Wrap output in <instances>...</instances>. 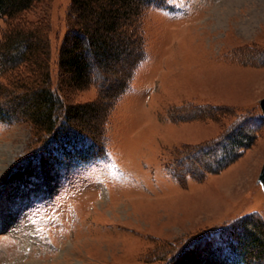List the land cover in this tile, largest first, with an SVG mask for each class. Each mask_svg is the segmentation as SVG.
<instances>
[{
    "label": "rangeland",
    "instance_id": "obj_1",
    "mask_svg": "<svg viewBox=\"0 0 264 264\" xmlns=\"http://www.w3.org/2000/svg\"><path fill=\"white\" fill-rule=\"evenodd\" d=\"M72 2L44 1L25 18L48 21L53 89L68 105L90 104L96 85L73 90L62 82L59 51L78 17ZM169 4L145 12L146 56L125 93L106 105V121L81 116L100 132L102 157L85 163L57 146L41 149L46 137L36 136L32 113L6 105L18 116L0 121V264H243L233 253L235 231L248 217L264 225V0ZM119 51L114 86L136 52ZM24 70L31 71L23 66L19 76L28 77ZM13 74L0 68L2 100L24 93ZM248 123L253 142L224 170L204 174L186 159L195 153L204 164L211 156L199 148ZM41 168L42 181L33 183ZM215 229H225L227 252L211 242L193 246ZM255 255L250 261L264 264Z\"/></svg>",
    "mask_w": 264,
    "mask_h": 264
},
{
    "label": "trees",
    "instance_id": "obj_2",
    "mask_svg": "<svg viewBox=\"0 0 264 264\" xmlns=\"http://www.w3.org/2000/svg\"><path fill=\"white\" fill-rule=\"evenodd\" d=\"M44 1L47 0H0V23L6 27L1 32L0 68L14 73V84L24 92L15 97L9 91L5 92L6 101L0 97V121L14 122L17 119L18 114L6 107L9 102L23 105L26 113H32L30 120L35 126L36 136L46 137L41 149L57 146L67 159L86 163L93 157L103 156L105 142L101 140L98 129L94 130L91 124H80L81 116L89 114L95 120L99 118L101 122L106 121V105L110 103L112 96L125 93L146 56V40L142 30L145 12L153 6L168 8L170 0H72V7L78 17L75 22L68 24L69 33L59 51L62 82L73 90L89 89L93 85L99 90L96 101L77 105L66 104L59 94L61 90L53 89L49 68L51 49L47 19L29 22L25 18V14L33 12ZM90 19H94L93 25L88 24L87 20ZM134 49L135 57L127 68L128 73H117L115 80H119L118 86L110 85L113 77L112 60L116 59L117 50L132 52ZM23 66L31 69L24 70L28 77L19 76ZM1 91L0 87V93ZM106 96L109 97L108 100L105 99ZM99 111L101 114L97 116ZM253 130L251 127L249 129L248 123L243 129L240 127L236 135L228 134L215 144L199 148V155L207 158L208 155L211 156L204 164H201V157L197 160L195 153L187 152L190 158L187 156L186 159L193 158L194 164L199 162V166H204V174L222 171L238 158L239 150L251 145ZM33 154L37 156L36 152ZM192 163L193 161L188 163L190 168L194 167ZM203 173L196 179H202ZM254 220L255 218L248 217L241 224L240 231H235L237 241H234L236 245L233 246V253L243 264H254V260L249 259V255H255L254 248L257 249L254 258H264V225Z\"/></svg>",
    "mask_w": 264,
    "mask_h": 264
},
{
    "label": "snow or ice",
    "instance_id": "obj_3",
    "mask_svg": "<svg viewBox=\"0 0 264 264\" xmlns=\"http://www.w3.org/2000/svg\"><path fill=\"white\" fill-rule=\"evenodd\" d=\"M57 156L63 157V153L58 151L56 153ZM43 179V171L42 168L38 169L36 172L33 173L32 182L33 183H40ZM225 229H215L212 232L204 233L200 240L194 241L193 246L202 245L207 242H211L213 247L222 248L225 252L228 251L226 237L224 236Z\"/></svg>",
    "mask_w": 264,
    "mask_h": 264
},
{
    "label": "water",
    "instance_id": "obj_4",
    "mask_svg": "<svg viewBox=\"0 0 264 264\" xmlns=\"http://www.w3.org/2000/svg\"><path fill=\"white\" fill-rule=\"evenodd\" d=\"M259 106H260L261 112H262L263 117H264V98L260 100ZM258 183L261 185V187L264 191V164H263L262 170L260 172V175L258 177Z\"/></svg>",
    "mask_w": 264,
    "mask_h": 264
},
{
    "label": "bare ground",
    "instance_id": "obj_5",
    "mask_svg": "<svg viewBox=\"0 0 264 264\" xmlns=\"http://www.w3.org/2000/svg\"><path fill=\"white\" fill-rule=\"evenodd\" d=\"M244 24H247V25H244L243 27H244L246 30H249V28L251 27V25L249 24V22L244 23Z\"/></svg>",
    "mask_w": 264,
    "mask_h": 264
}]
</instances>
